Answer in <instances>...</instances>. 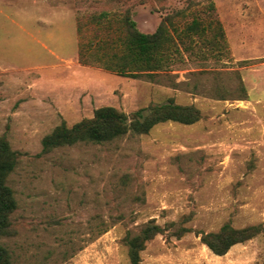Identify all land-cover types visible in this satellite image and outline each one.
<instances>
[{
  "label": "rangeland",
  "instance_id": "374dc122",
  "mask_svg": "<svg viewBox=\"0 0 264 264\" xmlns=\"http://www.w3.org/2000/svg\"><path fill=\"white\" fill-rule=\"evenodd\" d=\"M126 17L147 34L170 17L173 63L136 79L78 63L83 44L89 61L119 53ZM169 99L200 119L42 151L62 122ZM0 136L18 154L11 264H130L123 239L151 220L141 264H264V234L223 256L200 241L264 225V0H0Z\"/></svg>",
  "mask_w": 264,
  "mask_h": 264
},
{
  "label": "trees",
  "instance_id": "16d2710c",
  "mask_svg": "<svg viewBox=\"0 0 264 264\" xmlns=\"http://www.w3.org/2000/svg\"><path fill=\"white\" fill-rule=\"evenodd\" d=\"M126 36L121 42L120 54L111 52L92 61L84 57V44L80 47L78 63L81 65L97 64L106 71L121 77L152 78L173 61L170 52H178L168 27L172 26L170 17L163 19L153 33H142L129 17L125 18ZM218 24V23H217ZM218 35L223 39V32L218 26ZM174 29V28H173ZM175 30V29H174ZM176 31V30H175ZM205 32L197 21L184 30L185 32ZM179 36V35H178ZM172 47V48H171ZM200 119V112L194 106H183L169 99L163 104H153L145 109L125 114L113 107H101L94 111L91 118L83 119L72 126L64 122L56 126L41 141L42 151L73 146L79 143L104 144L120 139L126 135H145L158 124L175 122L191 125ZM17 152L13 151L4 136H0V237L10 232V216L16 209V201L12 189L7 185L8 176L16 167ZM187 230H178V237ZM163 229L149 221L136 233H127L123 241L127 247L130 264H141L140 253L147 241L162 234ZM264 234V225H251L244 228H234L231 224H223L216 232L200 234V241L216 256L225 255L233 246L244 243ZM0 264H11L10 255L5 247L0 245Z\"/></svg>",
  "mask_w": 264,
  "mask_h": 264
}]
</instances>
